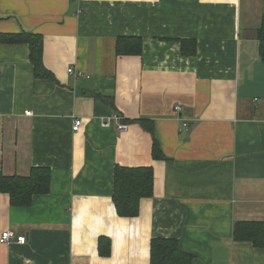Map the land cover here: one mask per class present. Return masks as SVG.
I'll return each mask as SVG.
<instances>
[{"label": "crops", "instance_id": "obj_1", "mask_svg": "<svg viewBox=\"0 0 264 264\" xmlns=\"http://www.w3.org/2000/svg\"><path fill=\"white\" fill-rule=\"evenodd\" d=\"M263 14L264 0H0V34L40 35L53 77H34L28 45L0 44V172L50 175L28 207L0 194V235L26 238L0 244V264H149L158 238L192 264H264V248L233 240L236 223H264ZM119 37L141 39V55L117 57ZM114 114L152 121L166 161L137 124L103 126ZM115 166L153 171L135 218L116 214Z\"/></svg>", "mask_w": 264, "mask_h": 264}, {"label": "trees", "instance_id": "obj_2", "mask_svg": "<svg viewBox=\"0 0 264 264\" xmlns=\"http://www.w3.org/2000/svg\"><path fill=\"white\" fill-rule=\"evenodd\" d=\"M258 57L264 62V14L256 32ZM180 53L183 56H193L196 44L193 40H181ZM0 44H26L29 48V63L33 67L35 78H53L42 65V37L26 31L19 33L0 34ZM115 55L140 56L142 53L141 39L135 37H119L114 47ZM127 124H137L152 137L151 157L153 160L166 161L160 149V144L154 135L152 121L138 119L125 121ZM49 170L45 167H32L25 176L4 175L0 172V194H6L11 207H28L32 197L45 195L49 191ZM153 193V171L151 168L114 167L112 203L116 214L122 218H135L139 213L141 199L151 198ZM235 242H250L256 248H264V223H236L233 228ZM98 254L108 257L110 241L98 239ZM193 257L181 251L174 239H152L149 248V264H192Z\"/></svg>", "mask_w": 264, "mask_h": 264}, {"label": "built area", "instance_id": "obj_3", "mask_svg": "<svg viewBox=\"0 0 264 264\" xmlns=\"http://www.w3.org/2000/svg\"><path fill=\"white\" fill-rule=\"evenodd\" d=\"M67 74L73 76L74 78H85V79L88 78L87 76L83 75V73L74 71L72 68L67 69ZM175 111H178V108H175ZM24 114L26 116H30L31 113L25 112ZM111 121L114 122L115 128L119 133H123V132L128 130V125L121 123L120 118L116 114L111 115V117L107 118L103 122V126H109ZM81 126H82V120L81 119H74L72 130L74 132H77L80 130ZM182 127L186 128L187 123L183 122ZM11 242H14V243L20 244V245H24L26 243V238L23 234L19 235V234H16L15 232L9 231V230L3 231L0 235V244L5 245V244H9Z\"/></svg>", "mask_w": 264, "mask_h": 264}]
</instances>
